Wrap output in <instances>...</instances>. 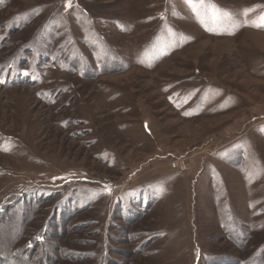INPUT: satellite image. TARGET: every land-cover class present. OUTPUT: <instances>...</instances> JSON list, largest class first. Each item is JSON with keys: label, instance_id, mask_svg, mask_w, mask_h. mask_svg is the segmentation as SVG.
I'll return each mask as SVG.
<instances>
[{"label": "rangeland", "instance_id": "1", "mask_svg": "<svg viewBox=\"0 0 264 264\" xmlns=\"http://www.w3.org/2000/svg\"><path fill=\"white\" fill-rule=\"evenodd\" d=\"M0 264H264V0H0Z\"/></svg>", "mask_w": 264, "mask_h": 264}, {"label": "built area", "instance_id": "2", "mask_svg": "<svg viewBox=\"0 0 264 264\" xmlns=\"http://www.w3.org/2000/svg\"><path fill=\"white\" fill-rule=\"evenodd\" d=\"M172 168L175 170V171H178V172H183L185 171L187 168H186V163H185V160L184 159H179V160H175L172 162Z\"/></svg>", "mask_w": 264, "mask_h": 264}, {"label": "trees", "instance_id": "3", "mask_svg": "<svg viewBox=\"0 0 264 264\" xmlns=\"http://www.w3.org/2000/svg\"><path fill=\"white\" fill-rule=\"evenodd\" d=\"M34 50H36V49L34 48ZM45 58H46V55H45V56L43 57V59H42L43 62H44L43 64H45V63L48 62ZM29 74H30V77L34 75L32 71H30ZM31 79H32V78H31ZM71 257H73V256H71Z\"/></svg>", "mask_w": 264, "mask_h": 264}, {"label": "snow or ice", "instance_id": "4", "mask_svg": "<svg viewBox=\"0 0 264 264\" xmlns=\"http://www.w3.org/2000/svg\"><path fill=\"white\" fill-rule=\"evenodd\" d=\"M68 6L70 7L71 5L69 4Z\"/></svg>", "mask_w": 264, "mask_h": 264}]
</instances>
